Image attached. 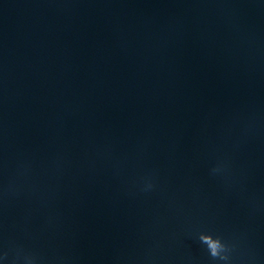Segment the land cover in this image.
I'll return each mask as SVG.
<instances>
[{
    "label": "water",
    "instance_id": "water-1",
    "mask_svg": "<svg viewBox=\"0 0 264 264\" xmlns=\"http://www.w3.org/2000/svg\"><path fill=\"white\" fill-rule=\"evenodd\" d=\"M0 264H264V0H0Z\"/></svg>",
    "mask_w": 264,
    "mask_h": 264
}]
</instances>
